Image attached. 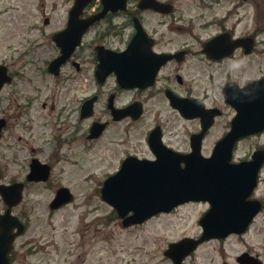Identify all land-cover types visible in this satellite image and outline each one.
<instances>
[{
	"label": "rangeland",
	"instance_id": "374dc122",
	"mask_svg": "<svg viewBox=\"0 0 264 264\" xmlns=\"http://www.w3.org/2000/svg\"><path fill=\"white\" fill-rule=\"evenodd\" d=\"M73 1L0 0V63L7 64L16 76L14 85L7 87L0 95V118L6 119L7 123L0 138L1 183L8 185L12 181L24 180L25 173L29 171L32 149L34 157L43 160L58 153L57 159L53 157L50 161L53 164L50 182L47 185L28 186L25 202L19 209L21 211L13 212L15 215L24 214L31 222V236L36 241L38 252L30 254L27 263L173 264L164 251L170 243L199 232L197 218L208 206L202 202L188 204L172 214L125 228L113 207L101 199L100 190L104 180L119 170L128 155L139 159L155 158L146 143V134L151 127L159 124L165 141L185 151L189 136L198 130V124L182 120L161 96L148 101L141 121L112 126L98 141L87 142L84 133L89 128V121L79 122L77 112L84 95L95 91L92 76L94 64L85 62L83 70L79 73L74 71L73 76L66 67L58 78L46 70V60L58 53L47 33L60 28ZM180 7L186 16L190 15L187 10L189 5ZM260 7V12L264 13V3ZM256 12L254 3L246 4L234 19L238 27L242 26L245 35L258 29L264 30V18L257 21ZM46 16L51 18L49 27L42 25ZM177 23L188 26V21ZM203 24V21L195 22L198 27ZM198 32L209 36L214 30ZM176 33L183 34L177 29ZM94 34L95 31L88 36L89 43ZM44 37L48 42L44 41ZM260 39H264V36ZM27 50L30 52L25 54ZM83 54L87 60L94 55L90 47L85 48ZM249 59L252 61L253 57ZM249 59L245 58L244 61L250 62ZM197 71L198 74L187 85H191L196 94L203 95L205 89L211 90L214 85L206 77L209 74L213 76L216 68L202 66ZM65 77L76 78L77 85L75 81L65 85ZM54 84L56 87L65 85L66 91L76 86L78 89L68 99L59 98V92L55 95L48 89ZM109 86L113 87L114 83ZM109 86L103 89L97 107L99 118H109L105 105ZM220 92L217 88L219 97ZM133 97L132 92H122L118 103L125 104ZM44 104L46 106L43 108ZM44 121L46 124L42 126ZM218 122L203 145L205 155L211 153L214 139L226 128L224 119ZM54 135L58 136L59 141L51 140ZM259 146L264 147V135L243 141L235 151L234 160L250 159ZM61 186L71 189L75 200L55 213L48 204L55 190ZM5 208L0 196V210ZM220 258L218 242H210L184 264H219Z\"/></svg>",
	"mask_w": 264,
	"mask_h": 264
},
{
	"label": "flooded vegetation",
	"instance_id": "af4514ba",
	"mask_svg": "<svg viewBox=\"0 0 264 264\" xmlns=\"http://www.w3.org/2000/svg\"><path fill=\"white\" fill-rule=\"evenodd\" d=\"M141 1L142 0H126L124 9H120L116 12L111 10L107 11L103 18L95 22V30H93V32L95 31V34L92 36L91 42L89 43L87 40L88 36L91 35L90 31L84 39V41L88 43H83V46L75 51L72 58L64 64L62 71L60 70L59 75H56V77L62 75L66 67L73 76L74 71L75 73H79L83 70L85 62L89 61L95 65L94 86L97 101L95 102V117L93 120L108 123L107 129L118 124H128L130 122V119L116 122L112 120L111 116L105 120H100L98 117L99 113L97 112V107L102 99L103 89L109 86L111 82H114V86L108 87L107 95L108 98L110 96L114 97V104L117 108H124L133 102L138 101L143 104L145 110L148 101L160 98L161 96L167 100V94L168 92H171L183 99L200 100L204 109H218L221 112V116L215 119L214 126L219 124L218 121L220 119H224L226 128L228 127L227 129H230L231 118L235 116L237 111L236 109H233L232 105L226 102L224 96L225 87L229 86L231 90H237L238 88H244L247 84L253 81L264 79V40L262 41L260 39L261 35H264V30L258 29L253 33L245 35L242 26L240 25L238 27L239 24L236 23L234 19L236 18V15L241 14V10L245 4L254 3L257 8L255 18L258 21L264 17V13L260 12V6L264 3V0H156L165 4V7L162 8V12H157L152 8H141ZM183 4L189 5V8L187 9L190 13L189 16H186L184 10L180 7V5ZM104 9L105 6L103 0H95L92 5L86 8L83 17H89L94 13L95 16L99 15L104 12ZM224 10L225 12L222 14L221 12ZM68 18V14H65L60 28L47 33V37L52 40V43L50 42L51 44H53V34L67 26ZM154 18H156V20ZM45 19H47L46 25L44 24ZM136 19L140 22L148 36V39L144 41V44H151V50L156 55L170 56L168 62L161 66L154 83L146 88L121 89L115 82L113 75L107 78L105 83L100 84L96 77V71L100 62L97 47L102 46L105 49L117 52L126 50L137 34L135 28ZM179 21H188V26L178 24L177 22ZM202 21L204 24L201 27L195 25V22ZM34 25V29L36 30V24ZM42 25L44 27H49L51 25V18L49 16L44 17ZM212 28L214 32L209 36H204L201 32H198V30L206 31ZM176 29L183 34H177ZM219 36L223 37L222 42L225 44L224 48L228 52L231 51V54L227 57L216 59L205 52V46ZM244 37H250L253 40L251 53H246L245 51V47L243 46ZM44 41L48 42V39L44 37ZM92 44L93 48H95V58L87 60V57L84 56L83 52L85 48L91 47ZM250 57H253L252 61L249 59ZM151 58L154 60V57ZM245 58H248L250 62L244 61ZM145 59L146 64H148L147 60H149V57L147 55H145ZM202 66L203 68H216V72L213 76L209 74L206 77L210 78L209 80L212 81L214 85L211 90L205 89V94L203 95L196 94L194 89L191 88V85H187L192 82L198 74L197 70L201 69ZM7 68L8 74L11 77V82L1 88L0 95L7 87L13 86L15 83V74L11 71L8 65ZM64 81L65 85H67V82L69 83V81H75L74 84L77 83L76 78L73 77H65ZM65 85H61V88L60 86L56 87V84H54L53 87H49L48 89L55 95L59 92V98L68 99L72 92H75L78 89V86L66 91ZM90 86L91 84H89L88 87ZM87 88L82 89L86 90ZM217 88L221 91L220 97L217 96ZM122 92H134L136 96L126 104H119L118 98ZM82 100L83 98L81 101ZM105 105L107 106V102ZM45 106L46 104L43 105V108ZM80 114L81 111H78L79 120L82 121ZM190 121H197L198 126L200 127L201 120L196 119ZM45 124V121L42 122V126ZM195 133H191L190 138ZM149 134L150 132L148 133V136ZM263 134L264 132L261 133V135ZM261 135L258 134V136H255L259 137ZM86 139L88 141L96 140H89L87 135ZM242 140L244 141V139ZM53 157L57 159L58 154L51 156V158ZM51 158H47V160L43 161L46 162V164L48 163V165H51ZM263 171L264 164L261 168V173L259 174L257 188L255 189L253 196L250 198L253 201H259L261 209L246 230H232L231 232H226L220 238L208 239L199 246L200 248L207 243L218 242L221 250L219 264H264ZM23 204L24 202H22L21 206ZM205 204L208 206L206 209L207 211L210 208V204ZM202 215L197 218L199 232L192 236L196 239H199L203 234L200 223V219L203 217ZM225 219H227V217ZM26 220V231L16 240L15 243L13 253L15 264H29L27 263L29 255H34L38 252L35 247L36 241L31 238V222ZM229 224L232 229H237L238 216H231Z\"/></svg>",
	"mask_w": 264,
	"mask_h": 264
},
{
	"label": "water",
	"instance_id": "95a60500",
	"mask_svg": "<svg viewBox=\"0 0 264 264\" xmlns=\"http://www.w3.org/2000/svg\"><path fill=\"white\" fill-rule=\"evenodd\" d=\"M90 1L77 0L76 6L71 11L69 30L58 34V36H62L69 41L68 44L59 41L64 54L60 59V64L70 55L76 45L74 43L75 38L79 36V40L83 32L95 22V18L86 20L79 32L75 31V20L78 14L82 12L83 7ZM111 5L113 4L108 3V6ZM148 6L152 7V5ZM116 8L113 10H116ZM73 31H75V36L71 33ZM140 35L138 34V37ZM137 50L138 45L132 44L131 51L136 52ZM127 53L116 57V64L112 67H107L105 64L100 66L101 74L108 75L115 72L118 81L125 88L140 86L138 82L142 80L129 74V70L132 69L123 65V62L125 63L128 58ZM105 74H102L103 78ZM249 90H252V88ZM259 94H261L260 98L249 101L253 105L245 107L246 112H242L239 109L235 94L232 93L233 98L229 97V101L240 110V113L233 120L232 130L216 145L211 158L206 159L201 156L200 146L202 137L210 125L204 127L203 132L196 136V138H199V142L195 144L193 152L187 156L165 149L161 145L160 135L157 134L156 137L154 135L150 140V146L157 155L158 160L150 162L139 161L134 157L127 158L121 170L105 181L101 192L102 198L116 207L121 217L126 216L130 211L134 212L132 218L125 222L126 225L141 223L161 211H170L175 206L188 201L203 200L210 201L213 208L207 217L202 220V223H208L210 217H214L218 222L217 227L214 229L205 227V238L221 236L224 227L221 224L220 217L226 213L236 212V207H239V227L245 228L254 214V211L247 209L245 200L251 195L256 186L257 173L264 156L262 153H257L253 156V161L243 164H232L230 161L234 145L239 138L264 130V87L259 90ZM94 100H90L89 104L87 102L83 107L85 112L90 110L87 113L88 116L92 113ZM172 104L175 107L182 108L180 101L174 98ZM113 114L115 120H120L131 113L130 110L114 109ZM141 114L142 110L139 108L136 114L132 113V116L134 119H138ZM183 114L185 113L183 112ZM103 128L104 125H101L99 132ZM182 162L186 164L184 168L181 166ZM42 168L45 167L34 161L32 175L29 178L31 180H46L47 170H41ZM22 187V184L0 187L4 200L9 205L6 213L4 215L0 214V264H9L8 254L14 240L11 232L17 221L11 215V208L19 201ZM72 199L69 189L62 188L57 196V206L69 203ZM234 201H237V203ZM195 244L191 247V240L185 239L180 243L170 245L166 255L171 257L175 264H180L196 248Z\"/></svg>",
	"mask_w": 264,
	"mask_h": 264
}]
</instances>
